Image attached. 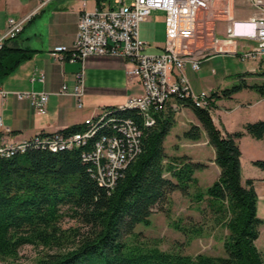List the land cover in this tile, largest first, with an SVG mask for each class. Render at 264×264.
<instances>
[{
	"label": "trees",
	"instance_id": "16d2710c",
	"mask_svg": "<svg viewBox=\"0 0 264 264\" xmlns=\"http://www.w3.org/2000/svg\"><path fill=\"white\" fill-rule=\"evenodd\" d=\"M14 38L5 39L0 48V82L32 56V50L9 46ZM251 74H237V83L220 94L210 92L212 100L206 107L195 105L189 97L174 100L181 108H189L199 123L191 124L183 137L197 140L203 130L214 150L219 174L205 189L194 176L204 163L165 152L164 139L175 123L176 111L170 104L154 115L155 123L149 127L142 126L137 109L103 107L114 110L109 117L115 123L132 118L143 129L140 150L111 188L99 184L95 165L83 160L82 153L90 151L101 135L115 132L114 122L98 126L84 146L57 152L31 146L23 153L0 157V258L15 257L23 245H37L46 250L32 264H264V252L256 245L263 222L257 215L258 197L252 179L242 182L237 144L245 134L264 139V120L227 132L210 114L217 98H229L242 89L264 97V80L248 83L246 76ZM258 74L264 76V70ZM85 127L84 123L72 124L55 132L75 133ZM253 164L264 167L262 160ZM174 191L196 203L205 202L200 213L208 212L213 223L227 231L224 255L165 251L140 239L141 234L134 231L136 225H148L154 208L167 205ZM64 215L79 225L63 229L60 220ZM172 225L188 239L203 233L198 224L173 221Z\"/></svg>",
	"mask_w": 264,
	"mask_h": 264
},
{
	"label": "built area",
	"instance_id": "2783aa9c",
	"mask_svg": "<svg viewBox=\"0 0 264 264\" xmlns=\"http://www.w3.org/2000/svg\"><path fill=\"white\" fill-rule=\"evenodd\" d=\"M50 0H40V6ZM252 7V15L246 20H231L222 41L240 39L254 43L234 51L242 61L261 60L264 56V0H246ZM215 0H104L92 10L79 14L77 31L73 45H59L53 48L52 55L62 60H83L87 56L120 57L126 63V75L141 84L143 92L128 97L117 109H137L142 118V126L155 123V114L168 104L178 111L181 107L174 100L189 97L200 107H206L212 100L210 92L194 93L184 73L186 66L194 72L200 69L202 58L208 55L203 46L198 45V28L214 13ZM162 11L164 38L160 52L147 53L149 44L141 37L139 26L152 11ZM227 13V7L217 9ZM24 19L9 17L5 32L0 35V48L5 39L14 38L21 31ZM201 28V27H200ZM238 29V31H236ZM218 38H213L217 42ZM43 79V75H40ZM18 99L29 100L31 106L41 114L46 113L50 93L47 91L15 92ZM60 96L75 98L77 107L82 106L84 94L83 66L76 74L73 88L63 84L56 92ZM114 110L100 108L97 113L85 119L86 127L75 133H37L19 141H1L0 157H10L23 153L28 147L47 148L51 152L84 146L97 132L98 126L114 122L115 132L101 135L94 141L90 151L82 153V159L95 165V175L100 185L112 187L127 163L140 150L143 129L132 118H124L115 123L109 117ZM0 127H2L0 119ZM9 134V129L4 128ZM49 133V132H48Z\"/></svg>",
	"mask_w": 264,
	"mask_h": 264
},
{
	"label": "crops",
	"instance_id": "0c3cea01",
	"mask_svg": "<svg viewBox=\"0 0 264 264\" xmlns=\"http://www.w3.org/2000/svg\"><path fill=\"white\" fill-rule=\"evenodd\" d=\"M103 1L100 0V3ZM97 5H99L97 0H50L42 6H40V0H0V35L5 32L6 21L9 17L16 20L24 19L21 31L8 42V45L33 51L31 58L20 63L0 82V119L2 123L0 142L19 141L40 132L50 133L72 124H81L85 119L97 113L100 108L121 105L128 97L143 92L139 81L126 75V63L120 57L87 56L82 63L79 60L70 61L66 55L62 60H58L52 55L51 51L56 46L71 47L73 45L79 14L84 10H92ZM224 7H227V13L216 11ZM213 9L215 13L207 21H203L200 26L208 40L206 46L211 52L202 60L209 59L215 54L236 55L233 53L234 51L239 52L243 47L254 43L253 40L240 38L222 41L231 20H246L252 15L253 9L246 0H215ZM213 38L219 40L214 43ZM162 44L163 39L162 42L155 45L156 52L161 51ZM251 61L243 72L252 73L246 76V80L248 83L261 82L264 80V76H260L258 73L264 70V56L261 60ZM82 66L84 94L82 106L77 107L74 97L60 96L56 92L63 84H66L71 90L76 80V74ZM186 68L190 69V67L186 66L184 69L187 77ZM40 75H43L42 80ZM187 79L192 91L197 93L192 87L191 80L188 77ZM215 89L209 86L208 89H202L200 92L212 90L220 94L219 90L223 88ZM29 91L50 93L46 113H38L31 106L29 100L18 99L14 94L15 92ZM241 96L244 100L239 99ZM221 105L225 106L224 109ZM184 109L188 108L183 107ZM210 114L219 128L227 132H234L242 129L247 122L264 120V97L254 90L242 89L229 98H217L215 107L210 110ZM192 124H199L196 118ZM4 128H8L10 133L5 134ZM237 144L241 151L242 182L246 179L253 180L258 197L257 215L263 221L260 225L257 245L262 232L264 233V167L254 165L253 161L261 159L264 161V139H256L245 134L237 139ZM213 157L208 163L202 162L205 164L204 168L194 172L199 186L203 180L204 183H208L205 182L207 181L205 172L209 166L215 164ZM190 158L193 161H199ZM218 174L219 171L217 176Z\"/></svg>",
	"mask_w": 264,
	"mask_h": 264
},
{
	"label": "rangeland",
	"instance_id": "374dc122",
	"mask_svg": "<svg viewBox=\"0 0 264 264\" xmlns=\"http://www.w3.org/2000/svg\"><path fill=\"white\" fill-rule=\"evenodd\" d=\"M163 16L164 13L162 11H152L147 20L139 26L141 37L149 44V47L146 49L147 53H156L157 48L155 45L162 42ZM197 35L198 45L203 46V52L208 55L211 53L209 47L206 46L208 40L200 27L198 28ZM250 62L252 61H242L238 56L233 54H215V56L213 55L209 59L201 60L200 69L196 72L186 68V74L197 93L202 89H208L209 86L216 88L215 90L219 87L229 88L237 83V74H243ZM208 92L214 91L208 90ZM239 99L244 100L243 96ZM221 106L224 109L225 106ZM194 119V115L189 108L184 110L180 108L176 111L175 123L164 139V149L170 157L187 155L201 162L208 163L213 157L214 150L207 143L206 133L202 130L201 136L197 140L187 139L182 135L183 131L192 124ZM218 171L219 169L215 164L209 166L207 172H205L207 177V181L205 182L208 183H204L203 180L200 187L205 189L209 186L216 179ZM204 206V201L196 203L190 200V197L181 195L179 191H174L171 193L170 202L167 205L161 209L154 208L149 217V224L144 225L139 223L136 225L134 231L141 234L140 239L143 238L150 244H155L161 250L178 251L188 255H196L198 253L224 255L223 237L227 231L222 226L215 225L208 212L204 215L200 213L199 209ZM65 209L63 208V211ZM173 221H178L185 226H190L191 224L201 225L203 233L200 236L188 239L187 236L173 227ZM60 225L63 229H67L79 224L76 219L69 215H64L60 220ZM257 247L260 251L264 252L263 232L257 242ZM45 250L42 246L23 245L19 248L15 257L0 258V264H32Z\"/></svg>",
	"mask_w": 264,
	"mask_h": 264
}]
</instances>
